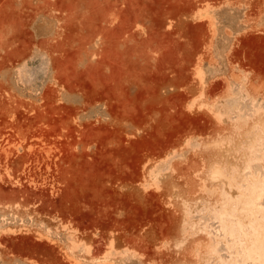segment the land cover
I'll list each match as a JSON object with an SVG mask.
<instances>
[{
  "label": "rangeland",
  "instance_id": "rangeland-1",
  "mask_svg": "<svg viewBox=\"0 0 264 264\" xmlns=\"http://www.w3.org/2000/svg\"><path fill=\"white\" fill-rule=\"evenodd\" d=\"M263 206L264 0H0V264H261Z\"/></svg>",
  "mask_w": 264,
  "mask_h": 264
},
{
  "label": "bare ground",
  "instance_id": "bare-ground-1",
  "mask_svg": "<svg viewBox=\"0 0 264 264\" xmlns=\"http://www.w3.org/2000/svg\"><path fill=\"white\" fill-rule=\"evenodd\" d=\"M238 140V139H237ZM238 143V142H237ZM240 143V142H239ZM228 178V177H227ZM223 179L222 181H223V184H225L224 183V181H227L228 179ZM217 179L219 180V179H221V176L219 175V174H217ZM222 181H220V182H222ZM259 181V180H258ZM253 182H255V180L253 181ZM262 182V181H261ZM255 184V183H254ZM254 184H253V187H248V192H249V203H248V206L250 207V208H253V206L255 205V203H257L256 202V200H260V198H261V191H262V185L261 184H258V182L256 183L257 185H255L254 186ZM214 186V185H213ZM223 186V185H222ZM222 186H221V188H222ZM222 190V189H221ZM222 193H224L223 191H221ZM225 193H227V192H225ZM248 195V194H247ZM251 199H253V201L251 200ZM244 201V200H243ZM253 203H252V202ZM258 207L259 208H261L262 209V207H261V205H258ZM263 208H264V206H263ZM252 215H253V213H252ZM251 215V216H252ZM252 218L253 217H251V218H249V223H250V221H252ZM256 218V217H255ZM253 221H254V219H253ZM261 223V222H260ZM259 223V224H260ZM253 230L254 231H257L256 229H254L253 228ZM257 232H255L254 234H256ZM255 239H256V242H257V250H258V252H259V259H258V261H259V263H261V264H264L263 263V260H262V258H264V234H261V235H256L255 237H254ZM226 243H227V241H226ZM247 260H249V261H253L254 260V258L252 257V255L249 253L248 254V256H247Z\"/></svg>",
  "mask_w": 264,
  "mask_h": 264
}]
</instances>
